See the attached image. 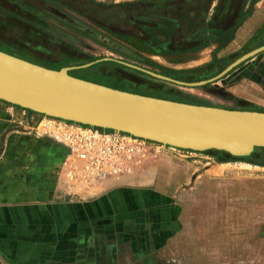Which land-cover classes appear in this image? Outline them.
Masks as SVG:
<instances>
[{
  "label": "crops",
  "instance_id": "0c3cea01",
  "mask_svg": "<svg viewBox=\"0 0 264 264\" xmlns=\"http://www.w3.org/2000/svg\"><path fill=\"white\" fill-rule=\"evenodd\" d=\"M87 1L131 3L132 50L180 56L186 71L209 63L222 71L264 45V0ZM211 83L200 96L264 106V49ZM39 118L0 99V264H161L162 248L184 227L174 195L150 176L109 179L97 191L71 184L62 172L66 148L31 128Z\"/></svg>",
  "mask_w": 264,
  "mask_h": 264
},
{
  "label": "rangeland",
  "instance_id": "374dc122",
  "mask_svg": "<svg viewBox=\"0 0 264 264\" xmlns=\"http://www.w3.org/2000/svg\"><path fill=\"white\" fill-rule=\"evenodd\" d=\"M128 4L0 0V45L48 67L92 62L70 72L134 92L203 104L217 101L229 108H264L240 98L228 101L230 98L200 96L212 81L179 84L119 61L187 82L211 78L221 71V64L214 63L194 65L197 69L186 71L178 69L180 56L154 57L133 51L131 38L125 35L138 27L131 17L134 9ZM191 151L168 149L150 155L128 175L144 179L150 176L154 186L174 195L180 203L184 227L162 248L161 264H264V166L243 159L219 161L211 153ZM108 181L99 188H109Z\"/></svg>",
  "mask_w": 264,
  "mask_h": 264
},
{
  "label": "water",
  "instance_id": "95a60500",
  "mask_svg": "<svg viewBox=\"0 0 264 264\" xmlns=\"http://www.w3.org/2000/svg\"><path fill=\"white\" fill-rule=\"evenodd\" d=\"M262 49L264 45L240 56L216 76L194 82L119 61L157 78L179 84L202 85L224 75ZM91 63L52 68L0 49V99L46 115L123 130L195 151L215 148L239 156L250 154L257 146H264V110L229 108L149 95L85 79L70 72L72 68Z\"/></svg>",
  "mask_w": 264,
  "mask_h": 264
},
{
  "label": "built area",
  "instance_id": "2783aa9c",
  "mask_svg": "<svg viewBox=\"0 0 264 264\" xmlns=\"http://www.w3.org/2000/svg\"><path fill=\"white\" fill-rule=\"evenodd\" d=\"M37 113L40 118L32 130L66 148L63 175L68 182L86 191L102 187L109 179L132 175L150 155H159L168 149L192 150L123 130Z\"/></svg>",
  "mask_w": 264,
  "mask_h": 264
},
{
  "label": "trees",
  "instance_id": "16d2710c",
  "mask_svg": "<svg viewBox=\"0 0 264 264\" xmlns=\"http://www.w3.org/2000/svg\"><path fill=\"white\" fill-rule=\"evenodd\" d=\"M128 5H132L131 3H129ZM126 6V5H124ZM0 49L5 50L9 53H12V51L8 48H5L4 46L0 45ZM26 58V57H24ZM28 59V58H27ZM50 67V66H49ZM52 68H60V67H52ZM116 87V86H114ZM123 89V88H122ZM264 150V146H257L255 147V149L248 155H233L225 150H220V149H208V150H204L203 152H208L211 153L215 156V158L219 161H229V160H237V159H243L252 163H256V164H264V159H259L256 158V155L261 151Z\"/></svg>",
  "mask_w": 264,
  "mask_h": 264
}]
</instances>
